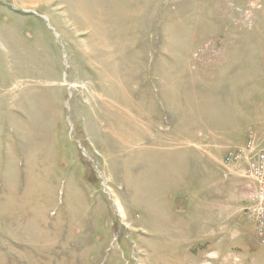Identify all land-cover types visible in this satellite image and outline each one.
I'll return each mask as SVG.
<instances>
[{"label": "rangeland", "instance_id": "1", "mask_svg": "<svg viewBox=\"0 0 264 264\" xmlns=\"http://www.w3.org/2000/svg\"><path fill=\"white\" fill-rule=\"evenodd\" d=\"M262 136L264 0H0V264H264Z\"/></svg>", "mask_w": 264, "mask_h": 264}, {"label": "built area", "instance_id": "2", "mask_svg": "<svg viewBox=\"0 0 264 264\" xmlns=\"http://www.w3.org/2000/svg\"><path fill=\"white\" fill-rule=\"evenodd\" d=\"M234 164L242 166V170L228 169L248 181L245 189L249 190L247 197L251 206L248 210L255 219L257 235L264 242V136L260 140L251 137L243 153L233 154L227 158V163L226 160L222 163L229 167Z\"/></svg>", "mask_w": 264, "mask_h": 264}, {"label": "crops", "instance_id": "3", "mask_svg": "<svg viewBox=\"0 0 264 264\" xmlns=\"http://www.w3.org/2000/svg\"><path fill=\"white\" fill-rule=\"evenodd\" d=\"M263 138V136L262 137H260V139H262Z\"/></svg>", "mask_w": 264, "mask_h": 264}]
</instances>
